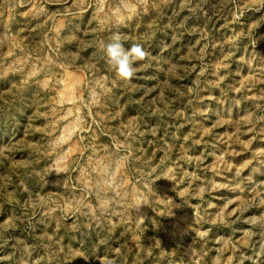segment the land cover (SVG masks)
<instances>
[{
	"label": "rangeland",
	"instance_id": "rangeland-1",
	"mask_svg": "<svg viewBox=\"0 0 264 264\" xmlns=\"http://www.w3.org/2000/svg\"><path fill=\"white\" fill-rule=\"evenodd\" d=\"M217 255L264 264V0H0V264Z\"/></svg>",
	"mask_w": 264,
	"mask_h": 264
},
{
	"label": "clouds",
	"instance_id": "clouds-1",
	"mask_svg": "<svg viewBox=\"0 0 264 264\" xmlns=\"http://www.w3.org/2000/svg\"><path fill=\"white\" fill-rule=\"evenodd\" d=\"M106 62L114 69L116 75L125 81H130L136 74L134 67L137 61L145 60L149 53L140 44L125 48L122 36L117 33L110 37L109 42L103 45ZM212 264H222L220 255L213 257Z\"/></svg>",
	"mask_w": 264,
	"mask_h": 264
}]
</instances>
